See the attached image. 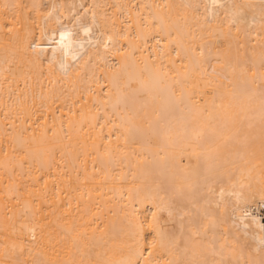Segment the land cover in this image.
I'll return each instance as SVG.
<instances>
[{"label": "bare ground", "instance_id": "1", "mask_svg": "<svg viewBox=\"0 0 264 264\" xmlns=\"http://www.w3.org/2000/svg\"><path fill=\"white\" fill-rule=\"evenodd\" d=\"M0 264H264V0H0Z\"/></svg>", "mask_w": 264, "mask_h": 264}]
</instances>
